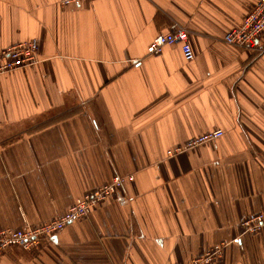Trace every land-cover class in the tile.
Returning <instances> with one entry per match:
<instances>
[{
  "label": "crops",
  "instance_id": "obj_1",
  "mask_svg": "<svg viewBox=\"0 0 264 264\" xmlns=\"http://www.w3.org/2000/svg\"><path fill=\"white\" fill-rule=\"evenodd\" d=\"M257 0H0V49L38 60L0 74V230H34L125 178L91 212L0 264H264V38L223 41ZM179 45L148 54L158 34ZM215 129L223 135L186 148Z\"/></svg>",
  "mask_w": 264,
  "mask_h": 264
},
{
  "label": "built area",
  "instance_id": "obj_2",
  "mask_svg": "<svg viewBox=\"0 0 264 264\" xmlns=\"http://www.w3.org/2000/svg\"><path fill=\"white\" fill-rule=\"evenodd\" d=\"M84 0H61L63 5L75 4ZM260 38H264V0H257L256 4L240 20L238 25L223 35V41L227 44L256 50ZM179 45L185 60L191 61L194 52L188 42L185 29L177 28L174 31L156 35L147 46L148 54H159L165 46ZM38 43L36 40H27L11 44L0 49V74L24 69L38 60ZM223 135L221 129H215L194 137L186 148L213 141ZM125 178L114 176L109 182L98 186L90 192L75 200L68 210L59 218L43 224L34 230H0V251L8 246H20L26 248L35 244L39 235L52 236L60 231L69 221L85 217L92 207L105 199L122 185ZM264 222L262 213L250 214L244 218L241 225L245 231L256 232ZM223 243L215 245L211 250L187 263L170 262L168 264H208L220 256Z\"/></svg>",
  "mask_w": 264,
  "mask_h": 264
},
{
  "label": "rangeland",
  "instance_id": "obj_3",
  "mask_svg": "<svg viewBox=\"0 0 264 264\" xmlns=\"http://www.w3.org/2000/svg\"><path fill=\"white\" fill-rule=\"evenodd\" d=\"M4 230H13V229H4ZM8 247H10V246H8ZM8 247H6V248H8ZM22 248V247H21ZM5 249V248H4Z\"/></svg>",
  "mask_w": 264,
  "mask_h": 264
}]
</instances>
